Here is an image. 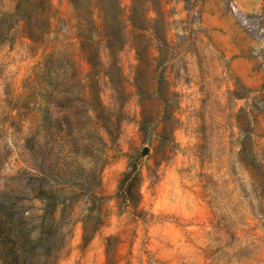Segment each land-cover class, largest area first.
<instances>
[{
  "label": "rangeland",
  "instance_id": "374dc122",
  "mask_svg": "<svg viewBox=\"0 0 264 264\" xmlns=\"http://www.w3.org/2000/svg\"><path fill=\"white\" fill-rule=\"evenodd\" d=\"M0 264H264V0H0Z\"/></svg>",
  "mask_w": 264,
  "mask_h": 264
},
{
  "label": "trees",
  "instance_id": "16d2710c",
  "mask_svg": "<svg viewBox=\"0 0 264 264\" xmlns=\"http://www.w3.org/2000/svg\"><path fill=\"white\" fill-rule=\"evenodd\" d=\"M132 174L133 170L126 171L125 173H123L118 187L117 195L123 194V196H126L129 193L133 181Z\"/></svg>",
  "mask_w": 264,
  "mask_h": 264
}]
</instances>
